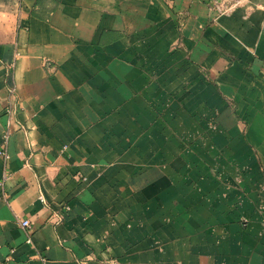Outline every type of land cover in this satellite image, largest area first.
<instances>
[{"label":"crops","instance_id":"0c3cea01","mask_svg":"<svg viewBox=\"0 0 264 264\" xmlns=\"http://www.w3.org/2000/svg\"><path fill=\"white\" fill-rule=\"evenodd\" d=\"M0 149V264H264V0H0Z\"/></svg>","mask_w":264,"mask_h":264},{"label":"built area","instance_id":"2783aa9c","mask_svg":"<svg viewBox=\"0 0 264 264\" xmlns=\"http://www.w3.org/2000/svg\"><path fill=\"white\" fill-rule=\"evenodd\" d=\"M237 0H209V3L219 12H224L231 8V6L236 2ZM8 134H3V142L5 143L7 140ZM0 152L3 154L5 158H7V152L5 149H0ZM5 176V175H4ZM61 219V216H58V220ZM20 225L21 227L26 231L28 237L27 242L31 241V238L27 232V228L29 227V220L27 218L20 219Z\"/></svg>","mask_w":264,"mask_h":264}]
</instances>
